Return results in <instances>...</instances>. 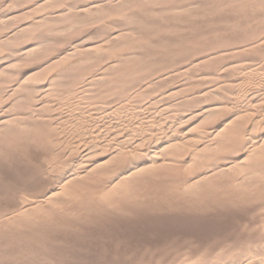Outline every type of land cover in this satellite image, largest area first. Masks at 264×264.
<instances>
[{
    "label": "rangeland",
    "instance_id": "rangeland-1",
    "mask_svg": "<svg viewBox=\"0 0 264 264\" xmlns=\"http://www.w3.org/2000/svg\"><path fill=\"white\" fill-rule=\"evenodd\" d=\"M262 70L264 0H0V264L263 257Z\"/></svg>",
    "mask_w": 264,
    "mask_h": 264
},
{
    "label": "bare ground",
    "instance_id": "bare-ground-1",
    "mask_svg": "<svg viewBox=\"0 0 264 264\" xmlns=\"http://www.w3.org/2000/svg\"><path fill=\"white\" fill-rule=\"evenodd\" d=\"M262 9V8H261ZM253 22V21H252ZM207 23H208V21H207ZM212 24V23H211ZM158 25V24H157ZM149 26V25H148ZM146 27V26H145ZM144 27V28H145ZM151 27V26H150ZM154 30V29H153ZM204 30V29H203ZM251 30V29H250ZM149 31H150V29H149ZM262 34V33H261ZM190 35V34H189ZM252 37V36H251ZM227 39V38H226ZM263 42V41H262ZM232 43V42H231ZM245 43V42H244ZM234 44V43H233ZM252 46V45H251ZM250 46V47H251ZM229 48V47H228ZM34 49H37V48H34ZM33 49V47H31V48H29L28 50H27V52L28 51H31V50H34ZM180 49V48H179ZM230 49V48H229ZM247 50V49H246ZM236 51V50H235ZM180 52V51H179ZM241 52V51H240ZM150 53V52H149ZM181 53V52H180ZM226 53V52H225ZM232 53V52H231ZM233 53H234V51H233ZM28 54H29V52H28ZM175 55V54H174ZM204 55V54H203ZM232 55V54H231ZM180 58V57H179ZM212 58V57H211ZM214 59V58H213ZM217 59V58H216ZM215 59V60H216ZM227 59V58H226ZM252 59V58H251ZM149 60V59H148ZM212 60V59H211ZM254 60V59H253ZM163 62V61H162ZM247 62V61H246ZM104 63V62H103ZM203 63V62H202ZM211 63V62H210ZM143 64V63H142ZM204 64V63H203ZM96 65V64H95ZM141 65V64H140ZM145 65H147L146 63H145ZM242 65V64H241ZM248 65V64H247ZM108 66V65H107ZM201 66V65H200ZM236 66V65H235ZM96 67V66H95ZM98 67H100L99 65H98ZM155 67V66H154ZM206 67H207V65H206ZM233 67V66H232ZM241 67V66H240ZM136 68V67H135ZM205 68V67H204ZM212 68V67H211ZM225 68V67H224ZM227 68V67H226ZM137 69V68H136ZM153 69V68H152ZM156 69V68H155ZM191 69V68H190ZM194 69V68H193ZM208 69V68H207ZM231 69V68H230ZM140 70V69H139ZM127 71V70H126ZM144 71H145V69H144ZM154 71V70H153ZM163 71V70H162ZM197 71V70H196ZM262 71H264V70H262ZM138 72V71H137ZM151 72V71H150ZM150 72H148V73H150ZM221 72H222V70H221ZM250 72V71H249ZM252 72V71H251ZM102 73V72H101ZM100 73V74H101ZM134 73V72H133ZM146 73H147V71H146ZM195 73V72H194ZM217 73V72H216ZM261 73V72H260ZM77 74V73H76ZM162 74V73H161ZM261 74H263V72L261 73ZM144 75V74H143ZM151 75V74H150ZM153 75V74H152ZM171 75V74H170ZM258 75H260V74H258ZM212 76V75H211ZM148 77V76H147ZM150 77V76H149ZM204 77V76H203ZM258 77V76H257ZM126 78V77H125ZM142 78V77H141ZM152 78V77H151ZM211 78V77H210ZM259 78V79H258ZM257 79H258V81H259V83H260V85H263L264 84V74L262 75V76H260V77H258ZM143 79V78H142ZM141 79V81H143ZM164 79V78H163ZM202 79V78H201ZM205 79V78H204ZM219 79V78H218ZM245 79V78H244ZM92 80V79H91ZM116 80V79H115ZM122 80V79H121ZM150 80H152V79H150ZM166 80V79H165ZM208 80V79H207ZM213 80V79H212ZM216 80V79H215ZM139 81V80H138ZM83 82V81H82ZM163 82V81H162ZM202 82V81H201ZM205 82V81H204ZM210 82V81H209ZM257 82V81H256ZM80 83V82H79ZM118 83V82H117ZM120 83V82H119ZM154 83V82H153ZM212 83V82H211ZM258 83V84H259ZM209 84V83H208ZM115 85V84H114ZM121 85V84H120ZM127 85V84H126ZM125 85V86H126ZM230 85H232V84H230ZM82 86V85H81ZM264 86V85H263ZM132 87V86H131ZM206 87V86H205ZM242 87V86H241ZM245 88H246V86H244ZM250 87V86H249ZM257 87V86H256ZM259 87V86H258ZM94 88V87H93ZM115 88V87H114ZM123 88V87H122ZM133 88V87H132ZM151 88V87H150ZM259 88H262V86L261 87H259ZM89 89V88H88ZM115 89H117V88H115ZM144 89V88H143ZM217 89V88H216ZM252 89V88H251ZM202 90V89H201ZM239 90H241L240 92H238V93H240V94H242L243 96H245L246 98H248L250 101H252V100H255L258 96H260V94H261V89L260 90H258V88H257V90H250V88L248 89H239ZM116 92V91H115ZM144 92V91H143ZM81 93V92H80ZM104 93H107V92H104ZM121 94V93H120ZM139 94V93H138ZM143 94V93H142ZM213 94V93H212ZM109 95V94H108ZM238 95V94H237ZM154 96V95H153ZM238 96H240V95H238ZM94 97V96H93ZM179 97V96H178ZM200 97V96H199ZM88 98V97H87ZM244 98V97H243ZM242 98V99H243ZM83 99V98H82ZM168 99H170V98H168ZM135 100V99H134ZM132 101V100H131ZM153 101V100H152ZM155 101V100H154ZM156 101H157V99H156ZM167 101H169V100H167ZM166 101V102H167ZM254 102V101H253ZM116 103V102H115ZM157 103V102H156ZM180 103V102H179ZM182 103H183V101H182ZM189 103V102H188ZM257 103V102H256ZM177 104H178V102H177ZM263 104V103H262ZM248 105V104H247ZM258 105H260V104H258ZM86 106V105H85ZM108 107V106H107ZM225 108V107H224ZM254 108V107H253ZM216 109V108H215ZM218 109H219V107H218ZM255 109V108H254ZM260 109V108H259ZM116 110V109H115ZM132 110V109H131ZM135 110V109H134ZM147 110V109H146ZM101 111H102V109H101ZM96 112V111H95ZM119 112V111H118ZM170 112V111H169ZM251 112V111H250ZM249 112V113H250ZM259 112V111H258ZM93 113V112H92ZM123 113V112H122ZM95 114V113H94ZM143 114V113H142ZM182 114V113H181ZM255 114V113H254ZM114 115V114H113ZM240 116V115H239ZM102 117V116H101ZM130 117V116H129ZM132 117V116H131ZM177 117H179V116H177ZM229 117V116H228ZM100 118V117H99ZM167 118H168V116H167ZM264 118V117H263ZM8 121V120H7ZM149 121V120H148ZM153 121V120H152ZM173 121V120H172ZM232 121V120H231ZM234 121V120H233ZM114 122H115V120H114ZM125 122V121H124ZM165 122V121H164ZM109 123V122H108ZM113 123V122H112ZM111 123V124H112ZM188 123V122H187ZM6 124V123H5ZM147 124V123H146ZM149 124V123H148ZM249 124V123H248ZM257 124V123H256ZM101 125V124H100ZM150 125V124H149ZM152 125V124H151ZM247 125V124H246ZM254 125V124H253ZM127 126V125H126ZM138 126V125H137ZM146 126V125H145ZM154 126H155V124H154ZM161 126V125H160ZM186 126V125H185ZM196 126V125H195ZM237 126V125H236ZM248 126V125H247ZM257 126V125H256ZM178 127V126H177ZM94 128V127H93ZM120 128V127H119ZM238 127H236V129H237ZM240 128H242V127H240ZM239 128V130H241ZM122 129V128H121ZM223 129V128H222ZM243 129V128H242ZM93 130V129H92ZM112 130V129H111ZM115 130V129H114ZM129 130V129H128ZM139 130V129H138ZM179 130V129H178ZM191 130V129H190ZM194 130V129H193ZM221 130V129H220ZM225 130V129H224ZM232 130H235V129H232ZM253 130V129H252ZM103 131V130H102ZM109 131V130H108ZM137 131V130H136ZM140 131V130H139ZM213 131V130H212ZM236 131V130H235ZM256 130L254 129V132H255ZM113 132V131H112ZM111 132V133H112ZM121 132V131H120ZM138 132V131H137ZM145 132V131H144ZM188 132V131H187ZM195 132V131H194ZM241 132H243V131H241ZM160 134V133H159ZM258 134V133H257ZM257 134H255V135H257ZM100 135V134H99ZM119 135H121V134H119ZM133 135V134H132ZM188 135V134H187ZM84 136V135H83ZM156 136H157V133H156ZM181 136V135H180ZM186 136V135H185ZM116 137H118V136H116ZM152 137V136H151ZM184 137V136H183ZM112 138V137H111ZM137 138V137H136ZM161 138V137H160ZM232 138V137H231ZM130 139H131V137H130ZM146 139V138H145ZM149 139V138H148ZM158 139V138H157ZM244 139V138H243ZM134 140V139H133ZM189 140V139H188ZM239 140V139H238ZM125 141V140H124ZM127 141H128V139H127ZM132 141V140H131ZM150 142H152L151 140H149ZM148 141V142H149ZM178 141V140H177ZM253 141V140H252ZM255 141V140H254ZM84 142V141H83ZM97 142V141H96ZM121 142V141H120ZM134 142V141H133ZM133 142H131V143H133ZM187 142V141H186ZM213 142V141H212ZM227 142V141H226ZM234 142V141H233ZM240 142V141H239ZM95 143V142H94ZM156 143V142H155ZM184 143V142H183ZM192 143V142H191ZM211 143V142H210ZM138 144V143H137ZM141 144H142V142H141ZM150 144V143H149ZM158 144V143H157ZM157 144H155V145H157ZM194 144H195V142H194ZM212 144V143H211ZM106 145V144H105ZM119 145V144H118ZM130 145V144H129ZM134 145V144H133ZM139 145V144H138ZM137 145V146H138ZM148 145V144H147ZM185 145V144H184ZM189 145H191V144H189ZM86 146V145H85ZM88 146V145H87ZM123 146V145H122ZM128 146V145H127ZM165 146V145H164ZM192 146V145H191ZM190 146V147H191ZM129 147V146H128ZM139 148H140V146H138ZM167 147V146H166ZM92 148V147H91ZM136 148V147H135ZM169 148V147H168ZM171 148V147H170ZM261 148V147H260ZM97 149V148H96ZM101 149H103V148H101ZM113 149V148H112ZM116 149V148H115ZM115 149H113V151H115ZM192 149V148H191ZM253 149H255V148H253ZM77 150V149H76ZM89 150V149H88ZM122 150V149H121ZM134 150V149H133ZM164 150H165V148H164ZM252 150V149H251ZM89 151H91V150H89ZM103 151V150H102ZM126 151V150H125ZM195 151H197V150H195ZM104 152V151H103ZM167 153H168V151H166ZM192 152V151H191ZM80 153V152H79ZM91 153V152H90ZM131 153V152H130ZM166 153V154H167ZM244 153V152H243ZM163 154V153H162ZM169 154H170V152H169ZM169 154H168V156H169ZM191 154V153H190ZM255 154V153H254ZM253 154V155H254ZM94 155V154H93ZM100 155V154H99ZM121 155V154H120ZM119 155V156H120ZM123 155V154H122ZM129 155V154H128ZM133 155V154H132ZM149 155V154H148ZM259 156H261L260 154H258ZM76 156V155H75ZM117 156V155H116ZM134 156V155H133ZM144 156V155H143ZM164 156V155H163ZM167 156V155H166ZM257 156V155H256ZM112 157V156H111ZM110 157V158H111ZM252 157V156H251ZM97 158V157H96ZM115 158V157H114ZM140 158V157H139ZM157 157L155 156V155H150V156H147L143 161H136L137 162V164L136 165H133V166H131V167H127L126 169H124L123 170V172L120 174V176H118V177H121V176H125L126 174L129 176V178H132V176H134L135 175V173L136 172H138L139 173V171L141 170V169H139V166H142V165H145L147 162H154L155 160H157L156 159ZM162 158H165V157H162ZM262 158V157H261ZM92 159H93V157H92ZM118 159V158H117ZM114 160V159H113ZM131 160V159H130ZM177 160V159H176ZM242 160V159H241ZM262 160V159H261ZM95 161V160H94ZM115 161V160H114ZM246 161V160H245ZM252 161V160H251ZM260 161V160H259ZM123 162H125V161H123ZM176 162V161H175ZM213 162V161H212ZM242 162V161H241ZM246 162H248V161H246ZM110 163V162H109ZM113 163V162H112ZM115 163V162H114ZM120 163V162H119ZM129 163H130V161H129ZM132 163V162H131ZM164 163V162H163ZM107 164V163H106ZM111 164V163H110ZM153 164V163H152ZM151 164V165H152ZM167 164H169V163H167ZM210 164V163H209ZM218 164V163H217ZM245 164V163H244ZM243 164V165H244ZM247 164V163H246ZM81 165V164H80ZM97 165V164H96ZM104 165H105V163H104ZM120 165V164H119ZM118 165V166H119ZM158 165V164H157ZM238 165V164H237ZM79 166V165H78ZM83 166V165H82ZM85 166H86V164H85ZM98 166V165H97ZM100 166V165H99ZM121 166H123V165H121ZM154 166V165H153ZM240 166V165H239ZM68 167V166H67ZM101 167V166H100ZM112 167V166H111ZM146 167V166H145ZM150 167V166H149ZM253 167V166H252ZM82 168V167H81ZM85 168V167H84ZM103 168V167H102ZM110 168V167H109ZM118 168V167H117ZM141 168H143V167H141ZM207 168V167H206ZM214 168H215V166H214ZM213 168V169H214ZM217 168V167H216ZM245 168V167H244ZM259 168V167H258ZM119 169V168H118ZM91 170H93V169H91ZM139 170V171H138ZM160 170H161V168H160ZM164 170V169H163ZM259 170V169H258ZM117 171V170H116ZM142 171V170H141ZM144 171V170H143ZM156 171V170H155ZM158 171V170H157ZM166 171V170H165ZM169 171V170H168ZM104 172H106V171H104ZM108 172V171H107ZM110 172V171H109ZM115 172V171H114ZM121 172V171H120ZM148 172H149V170H148ZM215 172V171H214ZM240 172V171H239ZM242 172V171H241ZM79 173V172H78ZM77 173V174H78ZM86 173V172H85ZM111 173V172H110ZM246 173V172H245ZM76 174V173H75ZM105 174V173H104ZM144 174V173H143ZM167 174V173H166ZM175 174V173H174ZM214 174V173H213ZM255 174V173H254ZM69 175V174H68ZM74 174H72V175H70V177L69 178H64V177H61L60 178V180H59V184H61V185H64V184H62V183H64V182H67V183H69V181H72V180H75V178H76V176H73ZM102 176H103V174H101ZM126 175V176H127ZM132 175V176H131ZM141 175V174H140ZM164 175V174H163ZM61 176V175H60ZM83 176V175H82ZM85 176V175H84ZM111 176V175H110ZM126 176L125 177H122V179L124 180V178L126 179ZM128 176H127V179H128ZM131 176V177H130ZM137 176V175H136ZM142 176V175H141ZM71 177H74L73 179L71 178ZM149 177V176H148ZM212 177V176H211ZM256 177V176H255ZM70 178L72 179V180H70ZM79 178H81V177H79ZM87 178V177H86ZM104 178V177H103ZM163 178V177H162ZM206 178V177H205ZM100 179V178H99ZM121 179V178H120ZM121 179V180H122ZM135 179V178H134ZM140 179H141V177H140ZM197 179H199V178H197ZM202 179V178H201ZM249 179V178H248ZM254 179V178H253ZM56 180V179H55ZM90 180V179H89ZM119 180V179H118ZM131 180V179H130ZM120 181V180H119ZM126 181V180H125ZM247 181V180H246ZM263 181V180H262ZM261 181V182H262ZM81 182V181H80ZM146 182V181H145ZM101 183V182H100ZM141 183V182H140ZM139 183V184H140ZM162 183V182H161ZM164 183V182H163ZM171 183V182H170ZM247 183V182H246ZM138 184V183H137ZM142 184V183H141ZM243 184V183H242ZM248 184V183H247ZM264 184V183H263ZM65 185H67V184H65ZM119 185V184H118ZM145 185V184H144ZM165 185V184H164ZM171 185V184H170ZM197 185V184H196ZM199 185V184H198ZM202 185V184H201ZM224 185V184H223ZM234 185V184H233ZM258 185V184H257ZM126 186V185H125ZM138 186V185H137ZM211 186V185H210ZM220 186V185H219ZM260 186V185H259ZM61 187V186H60ZM60 187H59V189H60ZM109 187V186H108ZM116 187V186H115ZM118 188H120L119 186H117ZM123 187V186H122ZM135 187H136V184H135ZM142 187V186H141ZM203 187V186H202ZM201 187V188H202ZM205 187V186H204ZM203 187V188H204ZM231 187V186H230ZM237 187V186H236ZM242 187V186H241ZM252 187V186H251ZM250 187V188H251ZM62 188V187H61ZM70 188V187H69ZM137 188V187H136ZM174 188V187H173ZM254 188V187H253ZM115 189V188H114ZM54 190V189H53ZM55 190H56V188H55ZM220 190V189H219ZM224 190V189H223ZM171 191V190H170ZM175 191V190H174ZM204 191V190H203ZM215 191V190H214ZM249 191V190H248ZM259 191V190H258ZM52 192H54V191H52ZM168 192V191H167ZM212 192V191H211ZM246 192V191H245ZM60 193V192H59ZM127 193V192H126ZM155 193V192H154ZM62 194V193H61ZM123 194V193H122ZM135 194V193H134ZM141 194V193H140ZM152 194V193H151ZM52 194H49V197L51 196ZM57 195H58V191H57ZM218 195V194H217ZM233 195H235V194H233ZM56 196V195H55ZM62 196H63V194H62ZM163 196V195H162ZM166 196V195H165ZM226 196V195H225ZM251 196V195H250ZM48 197V199H51V197L49 198ZM52 197H53V195H52ZM57 197V196H56ZM122 197V196H121ZM148 197V196H147ZM223 197V196H222ZM264 197V196H263ZM54 198V197H53ZM62 198V197H61ZM137 198V197H136ZM140 197H138V199H139ZM196 198V197H195ZM118 199V198H117ZM128 199V198H127ZM177 199V198H176ZM202 199V198H201ZM125 200V199H124ZM154 200V199H153ZM157 200V199H156ZM205 200V199H204ZM209 200V199H208ZM217 200V199H216ZM219 200V199H218ZM244 200V199H243ZM51 201V200H50ZM105 201V200H104ZM116 201V200H115ZM114 201V202H115ZM162 201V200H161ZM47 202V201H46ZM49 202V201H48ZM62 202V201H61ZM149 202V201H148ZM153 202V201H152ZM159 202V201H158ZM242 203V202H241ZM54 204V203H53ZM169 204V203H168ZM144 205V204H143ZM182 205V204H181ZM188 206V205H187ZM34 207V206H33ZM166 207V206H165ZM210 207V206H209ZM218 207V206H217ZM171 208V207H170ZM191 208V207H190ZM200 208V207H199ZM188 209V208H187ZM185 211V210H184ZM201 211V210H200ZM258 211V210H257ZM187 212V211H186ZM264 213V212H263ZM187 214V213H186ZM180 218V217H179ZM216 218V217H215ZM227 218V217H226ZM245 223V222H244ZM239 226V225H238ZM246 226V225H245ZM258 227H259V225H258ZM191 236V235H190ZM110 237V236H109ZM118 237V236H117ZM139 237V236H138ZM184 238V237H183ZM248 237H246L245 239H247ZM249 239V240H248ZM247 240L248 241H252V239H250V238H248ZM255 239V238H254ZM257 240H259V239H256L255 241H254V243L257 241ZM117 241V240H116ZM211 241V240H210ZM264 241V240H263ZM259 242V241H258ZM224 243V242H223ZM248 243V242H247ZM251 243H253V242H251ZM253 243V244H254ZM257 243V242H256ZM255 243V244H256ZM120 245V244H119ZM123 245V244H122ZM175 245V244H174ZM250 245V244H249ZM242 246V245H241ZM253 246V245H252ZM257 246V245H256ZM259 246H260V244H259ZM187 247V246H186ZM247 247V246H246ZM245 247V248H246ZM250 247V246H249ZM263 247V246H262ZM243 248V247H242ZM251 248V247H250ZM253 248H256V247H253ZM258 248H260V247H258ZM262 249V248H261ZM161 250V249H160ZM258 251V250H257ZM187 252V251H186ZM244 252V251H243ZM259 252H261V254L263 255V257H261V258H259V256H258V258H255L254 256V258H248L247 257V259L248 260H243L241 263L238 261V259H241V258H237V262L239 263V264H264V249L263 250H259ZM203 253V252H202ZM251 253H252V250H251ZM257 253V252H256ZM167 254V253H166ZM244 255V254H243ZM132 256V255H131ZM245 256H252V255H250L249 253L248 254H246ZM244 256V257H245ZM256 256V255H255ZM239 257V256H238ZM244 257L242 258V259H244ZM257 257V256H256ZM146 258V257H145ZM173 260V259H172ZM205 262V261H204ZM210 262V261H209ZM137 263V262H136ZM187 263V262H186ZM206 263V262H205ZM224 263V262H223ZM226 263V262H225ZM228 263V262H227ZM188 264V263H187ZM189 264H196V263H194V262H191V263H189ZM219 264V263H218ZM235 264V263H234Z\"/></svg>",
    "mask_w": 264,
    "mask_h": 264
}]
</instances>
